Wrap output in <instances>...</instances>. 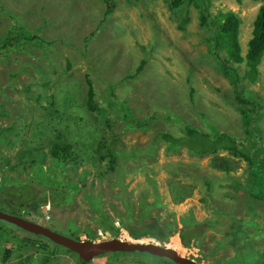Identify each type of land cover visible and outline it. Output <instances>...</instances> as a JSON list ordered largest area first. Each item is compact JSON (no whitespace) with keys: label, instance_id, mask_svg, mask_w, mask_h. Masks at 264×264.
Returning a JSON list of instances; mask_svg holds the SVG:
<instances>
[{"label":"rangeland","instance_id":"obj_1","mask_svg":"<svg viewBox=\"0 0 264 264\" xmlns=\"http://www.w3.org/2000/svg\"><path fill=\"white\" fill-rule=\"evenodd\" d=\"M188 1L182 0L176 6L171 0H114L107 14L105 0H0V87L4 88L0 90V131L2 126L17 122L16 129L7 133L12 141L0 143V187L4 183H14L16 187L37 183L32 185L34 192L40 197L47 195L45 201L33 199L20 206L17 199L14 204L1 201L0 190V211L47 224L80 239L119 237L156 241L170 247L176 241L180 254L204 264H264V201L253 198L232 179L246 176V159L220 150L219 156L226 155L236 167L230 174L217 170L210 162L213 155H189L183 147L175 151L167 148V141L157 138L159 131L181 134L178 120H146L155 110H171L204 130L210 129L209 122L213 121L221 129L241 136L242 113L235 89L250 98L260 96L264 105V54L257 64L256 77L244 74V63H235L240 74L236 84L218 68L216 56L209 51L213 41H208L209 33L201 27L198 9ZM212 2L213 15L219 10H233L241 17L239 41L245 54L253 21L264 0ZM14 23L20 29L22 25L26 33L51 40L52 45L39 46L37 40L25 37L22 49L15 46L11 50L10 46L7 53L3 39L16 34ZM219 54L229 55L223 49ZM144 56L149 63L141 73L126 77ZM49 77L51 83H43ZM32 82L34 94H54L50 100L53 107L61 108V120H54L58 115L48 111L45 97L35 100L31 89L29 93L21 89V85ZM89 84L94 88V99L108 110L106 121L102 116H93L100 119L91 122L100 130L80 118L89 111L85 99ZM66 91L76 95L62 105ZM78 95L83 99L79 100ZM50 121L64 131L68 142L87 147L90 153H82L77 163L63 164H56L50 155H40L33 163L28 151V157L22 156L23 150L37 139V144L43 141L45 148L49 147L48 133L40 138L33 136V131H42ZM256 123L264 135V111L260 120L256 116ZM88 129L92 130L91 139L82 133ZM113 134L116 148H122L124 154L131 153L134 147L139 151L134 158L117 156L120 169L115 171L109 169L107 160L99 162L90 150L98 145L95 139L102 135L111 138ZM27 158L29 161L22 162ZM67 183L78 184L79 188L65 193L60 201L52 199L44 189L50 185L51 191ZM176 183L180 195L185 194L182 199L172 194ZM28 188H23L25 199ZM156 190L159 203L152 204ZM127 193L135 206L141 201L152 204L151 216L170 223L175 232L167 240L150 235L133 238L121 219L127 211ZM215 206L222 214H217ZM217 216L225 221L215 224L216 228L207 226L206 221ZM232 219L242 224L236 234L229 230ZM185 230L184 237L194 235L188 246L181 240ZM24 235L44 239L55 248L47 264H81L77 253L1 218L0 264L44 263L38 248L20 243ZM88 264L175 263L167 257L134 251L103 253Z\"/></svg>","mask_w":264,"mask_h":264},{"label":"trees","instance_id":"obj_2","mask_svg":"<svg viewBox=\"0 0 264 264\" xmlns=\"http://www.w3.org/2000/svg\"><path fill=\"white\" fill-rule=\"evenodd\" d=\"M113 1L114 0H105L107 4L105 10L107 14L112 11L114 5ZM171 1L176 6H179L180 3L182 2V0H171ZM212 1L213 0H189L188 3L193 4L198 9L200 24L209 33L207 39L208 41L210 40L213 41V43L211 42L209 43L210 45L209 51L211 55L216 56V62L218 68L231 80L235 81L236 84L240 78V74L238 72V66L235 64L236 62L244 63L245 75L256 77L257 64L260 62L262 55L264 54V3H262L258 8L255 19L253 21L252 36L250 37L247 43L248 44L247 51L245 54H242L241 44L239 41V26L241 23V17L237 12L233 10H219L217 11V13L213 15L210 10V6L213 3ZM13 18L16 19L14 16ZM15 25L16 28L13 29H16V34L13 36L7 35L3 39L5 44L3 43L2 46L3 48H5V51L7 53L9 51L10 46H11V50H13L12 48L15 46H18L19 49H22V46L24 47L26 39L37 40V42H39L37 43V45L39 46L52 45L51 40H47L44 38L42 39V37H39L38 35H35L32 32L26 33V29L22 25H21V29L18 28L17 24ZM99 35L100 34H98V36ZM22 38H25L23 42H22ZM20 39H21V44H18ZM86 49H88V47ZM222 49L228 52L229 55L219 54V51ZM148 54L149 53H147V55ZM148 63H149L148 57L144 56L140 60V62L136 64L135 71L133 73H128L125 76L135 77L136 75L141 73V71ZM51 81L52 79L49 77L44 79L43 83L45 82L46 84H49L51 83ZM35 83L39 84L40 82L37 81ZM35 83L32 82L31 84L29 83L28 85H21V89L28 93L29 90L31 89V96L35 100L36 99L39 100L45 97L49 102L48 106L45 107L48 109V111H50L51 115H55V114L58 115L57 118H55L54 120H61L63 118L62 116H60L61 108L53 107V101L50 100L51 96H53L54 94L46 93L45 91H40V93L37 92L34 94V90H32L30 86ZM12 85L15 87L17 86V84L16 85L12 84ZM3 89H4L3 87H0V90ZM235 90L238 91L236 98L237 101L239 102V109L242 113L241 122L243 127V134H241V136L234 135L231 132L221 129L220 127H218L217 123L213 121L209 122L210 129L204 130L199 126L187 121L177 113L171 112V110H167L165 112H159L155 110L151 115L147 117L146 120L147 122L150 120H164L165 122H169V121L177 122L178 120L180 122L181 134H177L168 130L162 132L159 131V133L157 134V138H161L167 141V143L169 144L167 148L173 149L175 151L180 150L183 147L187 149L189 155H194L199 157L204 156L206 154L213 155L210 158L211 160L210 162H212V166L217 168V170L230 174L232 169H235L236 167V165H234L233 163L234 161L232 162L226 155L219 156L218 152L220 150L227 151V153L237 158L241 157L246 159L247 162L246 176L243 179H238L236 177H232V179L235 182L242 184L244 190L248 192L253 198L264 201V135L261 132V126L256 123V116L258 120L262 118L264 105L262 104L260 96L259 98H253V97L250 98L246 96L242 91L239 92L240 89L237 88ZM86 93H87V97L85 98L86 106L88 107L89 111L88 114L86 113H84V115L81 114L80 118H82L83 121H86V123L90 125H92L91 122L93 121L98 122V120H100L97 117H93V116H99V117L102 116L103 117L102 120L106 121L107 117H105V115L108 114V110L106 108L100 107L98 101L94 99L95 91L92 85L89 84ZM64 95L65 96L63 97V100L60 102V104L62 105H66L67 99L70 100L72 96H75L76 94L66 91ZM81 98L82 97L79 96V100ZM16 123L17 122H12V124L8 126L1 127L0 143H2V140H6V142L12 141V139L8 137L7 133L9 130H12V128L16 129ZM27 125L28 124H26L25 127ZM87 127L89 128V125ZM93 127L96 128L97 130H100L99 127L96 126ZM96 129L93 131H96ZM24 130L25 128L23 129V132ZM37 130L38 129L35 128V131H33V136H38L40 138H43L46 136V133H48L46 139L49 140L50 143L47 144L49 147L46 149L45 148L46 145L44 144L43 141L40 142V144H37L36 141L38 139L35 141L33 140V138H29L31 142L32 141L35 142H33L34 144H31L30 146L28 145L23 150L22 156H27L26 152L28 151L29 152L28 155H30L29 157L31 158L30 161L31 163L37 160V157L40 155L42 156L41 158L50 155L56 164H60V163L63 164L69 161H72L73 163H77L82 153L83 155L86 153H90L85 149L87 147L84 148L78 146L77 143L74 145L71 142H68L63 135L64 131L62 129H59L52 121L48 122V124L44 127L42 131H37ZM90 132H92V130L90 129L82 131V133L86 137L91 139L92 135L89 134ZM42 133H44V135H41ZM77 134H81V132L79 133L77 132ZM95 140L98 142V145L95 148V150L92 149L90 150L97 156V160L99 162L102 163L103 161L107 160L108 163L107 166L109 167V169H112L114 171L120 169L119 160L117 156L128 155V157L123 156V158L125 159L129 157L134 158L139 155V151H137L138 148L134 149L135 147L133 148V151H131V153L128 151L127 153L124 154L125 151H123L122 148L118 150L115 146V142H117V140L115 139L114 134L112 135L111 138H106V136L102 135L100 139H95ZM137 147H141V146H137ZM27 161H29L28 158L22 160V162L24 163ZM205 177L206 176H204V179ZM83 178L84 177L82 176L80 180H83ZM36 184L37 183H33L32 185H36ZM32 185L27 184L24 187L23 184L20 185L19 187H16L14 186V183H12L11 185H7L6 183H4L0 187V190L2 191L1 201H5L4 199H6V201L8 202L10 201V204H14V201L17 199L18 202H20L19 203L20 206H23L32 202L30 200L33 199H37L40 201L47 200V195H45L44 193L42 194L43 197H40L39 195H37V193L34 192V190L32 189ZM28 186L30 188H28ZM52 187L53 186L48 185L47 187V185H45L44 189L45 191L48 190L51 193L50 196L52 197V199L55 200L56 198L57 199L56 201H60L61 199H63V196H65L66 194H71V192L77 190L79 188V185L67 183V185L64 186H58L57 188L54 187L50 191L49 188ZM69 187H71L72 189L70 190ZM23 188L29 189L28 193L25 194V196L27 195L28 197L26 199L24 198ZM179 190L181 189L179 188L177 183L172 186L171 191H173L172 194L174 195L175 199L176 198L182 199L185 195V194L180 195V192H178ZM43 191L44 190H41L40 192ZM208 191L210 192L211 190ZM159 195L160 194L158 190H156L155 193L156 200L152 204L159 203ZM124 204L127 207V211L122 214L120 213V211H118L119 212L118 214H121L123 226L127 228L129 234L133 238L138 239L150 235L160 240H167L169 236L175 232V229L172 227L170 223L165 224L156 217L151 216L149 210L151 209L152 204L148 205L144 201H141V203L135 206L129 193L124 195ZM214 210L217 212L218 215L222 214V210L219 208V206H215ZM37 213H41V211H37ZM224 221H225L224 218H220L217 216L216 218L208 219L206 223L207 226L210 227L212 225V228H216L215 224ZM190 224L192 225V222H190ZM241 226L234 219H232L229 224V230H231L232 234H236L237 233L236 231ZM185 232L186 230L181 232L182 235L181 240L183 245L188 246L191 237L194 238V235L188 236L186 238L184 237ZM37 235H42V234H37ZM75 238L80 239L79 236H76ZM224 239H226V237ZM20 243L24 244L26 247H31L33 249L38 248V250L43 253L42 255H40L42 260H44L43 264H47L48 262L51 261L55 248H52L50 243H48L46 240L44 239L43 241L36 240L34 238L29 237L28 235H24ZM29 244L32 246H29ZM79 259L81 264H88V262L82 260L80 257ZM171 261L174 262L175 264H179L173 260Z\"/></svg>","mask_w":264,"mask_h":264},{"label":"water","instance_id":"obj_3","mask_svg":"<svg viewBox=\"0 0 264 264\" xmlns=\"http://www.w3.org/2000/svg\"><path fill=\"white\" fill-rule=\"evenodd\" d=\"M0 218L14 223L31 233L45 235L52 241L77 253L78 256L86 262H89L96 256L107 252L146 251L153 255L170 258L179 264H204L192 257L180 254L176 249L168 245H164L156 241L147 242L142 240L122 239L119 237L103 240L76 239L75 237L65 235L52 229L47 224H43L23 216L12 215L4 211H0Z\"/></svg>","mask_w":264,"mask_h":264},{"label":"bare ground","instance_id":"obj_4","mask_svg":"<svg viewBox=\"0 0 264 264\" xmlns=\"http://www.w3.org/2000/svg\"><path fill=\"white\" fill-rule=\"evenodd\" d=\"M131 240V239H130ZM172 248L174 247V249L179 251V247H178V243L176 241H174V244L171 246ZM180 253V252H179Z\"/></svg>","mask_w":264,"mask_h":264},{"label":"built area","instance_id":"obj_5","mask_svg":"<svg viewBox=\"0 0 264 264\" xmlns=\"http://www.w3.org/2000/svg\"><path fill=\"white\" fill-rule=\"evenodd\" d=\"M47 218H50V215H47Z\"/></svg>","mask_w":264,"mask_h":264},{"label":"clouds","instance_id":"obj_6","mask_svg":"<svg viewBox=\"0 0 264 264\" xmlns=\"http://www.w3.org/2000/svg\"><path fill=\"white\" fill-rule=\"evenodd\" d=\"M202 27V26H201Z\"/></svg>","mask_w":264,"mask_h":264}]
</instances>
